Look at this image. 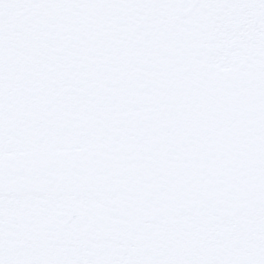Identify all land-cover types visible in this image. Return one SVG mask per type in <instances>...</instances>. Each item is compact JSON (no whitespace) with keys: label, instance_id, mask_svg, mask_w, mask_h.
Returning a JSON list of instances; mask_svg holds the SVG:
<instances>
[{"label":"snow or ice","instance_id":"1","mask_svg":"<svg viewBox=\"0 0 264 264\" xmlns=\"http://www.w3.org/2000/svg\"><path fill=\"white\" fill-rule=\"evenodd\" d=\"M0 264H264V0H0Z\"/></svg>","mask_w":264,"mask_h":264}]
</instances>
